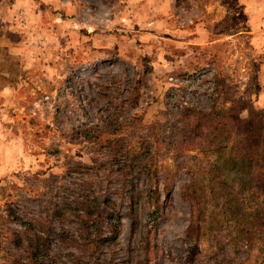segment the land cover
I'll list each match as a JSON object with an SVG mask.
<instances>
[{
    "label": "rangeland",
    "instance_id": "1",
    "mask_svg": "<svg viewBox=\"0 0 264 264\" xmlns=\"http://www.w3.org/2000/svg\"><path fill=\"white\" fill-rule=\"evenodd\" d=\"M32 1L0 0V264L74 193L119 230L52 264H264V0Z\"/></svg>",
    "mask_w": 264,
    "mask_h": 264
},
{
    "label": "trees",
    "instance_id": "2",
    "mask_svg": "<svg viewBox=\"0 0 264 264\" xmlns=\"http://www.w3.org/2000/svg\"><path fill=\"white\" fill-rule=\"evenodd\" d=\"M232 109L233 106L225 113L232 111ZM252 130L250 128L247 132ZM255 131L259 144H261V150H264V123L258 122ZM114 204L113 199L102 197V200H100L95 194L81 195L74 193L70 197H57V201L49 206L50 216L53 220L58 221L59 226L69 220L72 221L69 216L74 217V232L68 233L63 227L58 228L56 231L49 225L47 230L37 237V242L27 243L26 257L28 262L30 264H52V261H55V254L50 253L49 249L51 247L49 243L52 240L62 244L67 239L70 245L92 250L97 249L99 245L112 242L120 226V212L115 209ZM160 207L158 203H155L152 207L148 205L147 210L151 218H157ZM101 219H104V221L102 222ZM131 225H134V221L131 222Z\"/></svg>",
    "mask_w": 264,
    "mask_h": 264
},
{
    "label": "crops",
    "instance_id": "3",
    "mask_svg": "<svg viewBox=\"0 0 264 264\" xmlns=\"http://www.w3.org/2000/svg\"><path fill=\"white\" fill-rule=\"evenodd\" d=\"M49 2L52 3L53 0H49ZM9 3L8 4L3 3L5 5L3 7H5L8 12H10L12 10L11 11L12 13L14 12V10L16 8L14 6L15 5H18V4H22L23 3L24 6L27 5V7H28V5H29V7H33L32 6V4H33V1L32 0H11V2H9ZM37 6H38V2L36 3L35 7H37Z\"/></svg>",
    "mask_w": 264,
    "mask_h": 264
}]
</instances>
